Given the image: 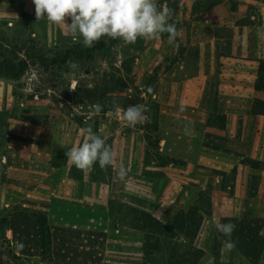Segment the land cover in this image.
<instances>
[{
	"label": "crops",
	"instance_id": "0c3cea01",
	"mask_svg": "<svg viewBox=\"0 0 264 264\" xmlns=\"http://www.w3.org/2000/svg\"><path fill=\"white\" fill-rule=\"evenodd\" d=\"M182 2L192 5V0ZM233 2H238L235 7ZM60 26L58 29L50 24L48 33L70 34L65 26ZM193 33V44L200 54L177 63L179 70L169 78L173 88L158 95L167 98L160 102V116L166 114L170 120H177L162 134V150L182 166L150 161L144 162L138 173L135 141L131 143L123 137L122 123L118 130H110L112 125L102 119L96 124V134L103 138L106 134L115 136L109 142L112 146L128 140L132 154L127 163L114 155L109 175L98 164L91 171L79 170L68 160L67 153L83 142L87 125L56 118L46 125L40 122L32 126L37 131L33 133L20 128L21 123L14 120L11 130L15 127L17 134L23 132V138L8 134L11 138L6 140L12 146L8 149L7 170L16 178L7 183V188H13L24 199L26 195L37 201L36 175L41 173L47 179L45 187L50 194L47 212H24L26 207L35 209L25 199L22 210L9 217L11 232L18 239L29 240L35 234L46 238L48 226L54 258H69L71 248L76 255L87 250L92 264H116L122 256L116 242L135 244L131 235L136 231L112 225L109 202H124L167 223L189 196L192 195L193 204H199L195 195L205 178L213 185L212 214L204 222L196 243L204 250L201 264H219L214 241L220 238L215 226L221 223V217H238L246 209L264 211V113H252L254 100L264 101V87L257 86L264 64V0H223L206 12ZM12 88L8 80L0 77L1 115L24 113L23 103L18 101L19 91ZM211 113L224 115L222 128L208 122L203 123L204 131L190 132L195 124L192 115ZM186 118L192 124L190 135L202 138L201 144L193 145L199 147L194 156L185 154L186 148L179 141L186 133L179 124L185 123ZM121 166L126 169L123 179L117 174ZM254 179L258 180L256 185ZM259 233L264 236V224ZM74 243L82 249L72 248ZM128 256L132 258L129 252ZM260 257V264H264V251Z\"/></svg>",
	"mask_w": 264,
	"mask_h": 264
},
{
	"label": "rangeland",
	"instance_id": "374dc122",
	"mask_svg": "<svg viewBox=\"0 0 264 264\" xmlns=\"http://www.w3.org/2000/svg\"><path fill=\"white\" fill-rule=\"evenodd\" d=\"M170 1L171 3L166 0H157L158 7L170 10L169 23L174 24L177 31V37L173 43H169L167 33L155 40L138 38L135 44L128 45L123 44L119 39L112 42L113 39L103 37L93 47L101 42L105 46L95 49L91 59L71 57L66 63L55 64L52 63L55 57L62 56L65 51L75 45L88 48L83 45L82 37L59 32L55 36L49 34L48 27L54 23L45 18L37 20L32 0H0V53L14 58L15 63H17L15 57H23L28 60V66L19 78L11 79L0 76L8 80L9 85H13L12 89L19 91L18 101L22 102L25 108L24 113L19 116L15 114L16 111L13 114H8V116L0 114V264H92L91 262H93L89 258L87 250H81L80 254L78 252L76 255L71 248L69 258H54L51 249L46 248V238L43 235L35 234L31 238L29 236V240H22L11 232L9 217L14 212L22 210V201L27 200L35 206V209L34 207L31 209L26 207L24 212L43 213L48 211L47 207L50 200V194L45 187L47 179L41 173L36 175L38 186L34 192L37 201H32L26 195L25 200L22 195L16 194V190L13 188H7V183L16 181V178L13 172L7 170L8 149L12 146H8L6 140L11 138L8 134H14L15 139L23 138V132L17 134L14 131L15 127L11 130L12 123H15L16 120L19 121V124L21 123L20 128L34 131L33 133L37 131L32 126L40 122L41 125H46L49 121L54 122L56 118L87 125L95 133H97L96 124L102 119L107 120L112 125L110 130L112 128L118 130L120 123H122L120 128L125 133L122 136L130 139L131 143L132 141L136 143V151L133 149V152L137 155L138 173L141 172L144 162L154 161L157 164H171L170 158L166 156L168 152L162 150L160 141L163 137L162 134L166 133L167 127L171 126L173 121L176 123V119L170 120L168 115L160 116L159 113L155 119L154 115L147 112L150 118L149 123L130 128L126 126L121 117V109H126L132 105H144L149 111L155 103L154 109L159 111L160 102L167 100V98L158 95H163L173 88L174 83L169 78L179 70L180 66L177 63L183 60L189 61L193 55L198 56V52L200 54L198 47L193 44L196 42L193 28L197 22L203 20L210 8L206 9L207 5L201 3L194 7V0H192L191 7H188V3L182 2V0H177L176 3H174L175 0ZM237 3L233 2L232 4L235 7ZM66 23H68L67 17ZM54 25L61 29L60 25ZM195 48L196 50H194ZM200 57L202 58V55ZM1 59L2 56H0ZM72 62L79 65L78 69L70 68ZM33 74H36L39 82H34L35 91H30L27 82L32 79ZM73 85L76 89L70 90L69 88H72ZM93 88L98 89L101 94V99L97 102L92 101V95L89 93ZM97 104L102 106V110L98 115H95L94 109ZM104 107H108V110L104 111ZM192 116V121L195 124L194 130H190L191 133L204 131L203 123L212 122L219 128H222L224 124V115L221 114L211 113ZM116 117L119 118L116 119ZM160 120L164 125L162 128ZM155 121L157 122L156 130L153 128ZM179 126L186 132L184 136L179 138L183 147L186 148L185 154L196 155L195 152L199 151V147L193 145L201 144L202 138H194L190 135L188 129L192 124L188 123V118H186L185 123L181 122ZM104 136H106V143L116 155V159L119 157L120 162H123L124 159L127 163L129 154H132V148L129 149L127 146L128 140L122 139L112 146L109 142L115 136L108 134ZM34 137L37 139L39 135H34ZM174 161L177 166L183 165L180 161ZM109 168L105 169L107 175L110 172ZM203 180L202 188L195 196L197 199L199 198V203L203 206L204 222L206 223L212 214L213 185L209 179L205 181L204 178ZM257 181L254 179V185L257 184ZM41 182L42 184H40ZM108 204L112 212V225L114 227L125 231L130 229L136 231L131 235L132 238L134 237L132 242L135 244H128L123 241L116 242V248L120 249L122 254L120 259L116 260V264H142L143 233L136 229V225L140 224L139 215L134 213L132 207L124 202L111 201ZM191 204H193L192 195L185 200L182 207L186 209ZM221 218V223L231 222L236 226L239 224L238 219L254 220L255 224H259L260 230V226L264 224V211L255 213L252 209H246L238 214L235 222L231 221L232 217L223 215ZM243 225L241 223L239 226ZM218 234L220 238H216L214 241V255L219 259V264H252L242 254L240 241L231 237L235 242V248L229 251L224 246L227 237L219 232ZM72 248L82 249L76 243L72 245ZM128 252L132 258H129ZM260 258L253 264H260ZM200 260L196 264H201Z\"/></svg>",
	"mask_w": 264,
	"mask_h": 264
},
{
	"label": "clouds",
	"instance_id": "9594fccd",
	"mask_svg": "<svg viewBox=\"0 0 264 264\" xmlns=\"http://www.w3.org/2000/svg\"><path fill=\"white\" fill-rule=\"evenodd\" d=\"M32 3L37 20L45 18L65 26L70 34L82 37L83 45L88 48L103 37L119 39L125 45L135 44L138 38L155 40L164 33L168 34L169 43L177 37L175 25L169 23L170 10L158 7L157 0H32ZM66 17L70 23H66ZM78 67L75 62L70 64L73 70ZM34 82H39L36 74L27 82L30 91H35ZM69 89L75 90L76 87L73 85ZM101 110L102 106L97 104L94 114L98 115ZM147 112L144 105H132L121 109V117L126 126L133 128L150 122ZM83 134V142L71 147L67 153L71 164L84 171H91L96 164L101 169L112 166L115 157L106 139L93 132L91 127L83 129ZM117 174L123 179L126 169L121 166ZM215 227L227 237L225 248L234 249L235 242L231 237L236 225L217 222Z\"/></svg>",
	"mask_w": 264,
	"mask_h": 264
},
{
	"label": "trees",
	"instance_id": "16d2710c",
	"mask_svg": "<svg viewBox=\"0 0 264 264\" xmlns=\"http://www.w3.org/2000/svg\"><path fill=\"white\" fill-rule=\"evenodd\" d=\"M171 3L170 0H166ZM223 0H194L195 5L206 4V9L213 7ZM177 0L174 1L176 3ZM115 39L112 40L114 42ZM103 42L99 43L93 48H81L78 45L65 51L60 57H55L52 63H66L71 57L91 59L92 52L95 49L103 48ZM1 48V47H0ZM2 59L0 60V76L17 79L24 74L27 66V58L4 56L0 53ZM258 88L264 87V64L261 65L259 73ZM92 95V101H99L101 94L98 89L93 88L89 91ZM103 94V93H102ZM155 103L150 107V114L154 115L155 119L158 117V109L155 110ZM104 111L108 107L103 108ZM264 113V101L254 100L252 106V113ZM154 130L157 129V122L153 123ZM170 158V157H168ZM170 162H175L170 158ZM133 212L139 215L138 220L140 224L136 229L143 233L142 264H196L203 256L204 251L195 243L198 234L204 224L203 206L199 204H191L186 209L181 208L173 218L164 223L154 217L149 212L132 208ZM231 221H237V217H232ZM238 226L232 233V238H236L242 243V254L249 259L253 264L259 259L264 249V237L259 233V224H255L254 220L238 219ZM243 223V226H239ZM51 244L50 232L46 226V248L49 250Z\"/></svg>",
	"mask_w": 264,
	"mask_h": 264
}]
</instances>
